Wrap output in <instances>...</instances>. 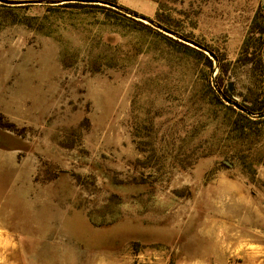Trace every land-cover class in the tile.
Masks as SVG:
<instances>
[{"label": "rangeland", "instance_id": "obj_1", "mask_svg": "<svg viewBox=\"0 0 264 264\" xmlns=\"http://www.w3.org/2000/svg\"><path fill=\"white\" fill-rule=\"evenodd\" d=\"M88 1L0 0V264H264V153L215 98H251L261 0Z\"/></svg>", "mask_w": 264, "mask_h": 264}, {"label": "trees", "instance_id": "obj_2", "mask_svg": "<svg viewBox=\"0 0 264 264\" xmlns=\"http://www.w3.org/2000/svg\"><path fill=\"white\" fill-rule=\"evenodd\" d=\"M96 2L101 3V5L94 4L91 3V1H88V3L84 4L66 3L62 4V6L95 8L101 11L103 14L106 12H115V10L109 8V5L115 6V0H96ZM160 17V14L156 15L158 21H163ZM258 18L259 20H254L252 24L251 33L253 36L252 38L251 36H249L244 41L239 57V60H241L243 63H252L255 67L254 69H257L259 71V76L258 80L256 81L255 88L250 94L251 98L242 96V103L239 104L240 110H236L232 105L224 104L221 98H219L218 96L215 97L217 100V104L222 106L223 109L228 113V123H225V126L228 127V138L233 140L235 143V153L238 155V158L240 159L239 161L244 170L248 169L247 173L251 174H254V169H252V163H250V161L253 159V157H258L259 155H262L264 153V147H257L255 142H253L254 145H251L250 147V160L248 163L245 162L247 156H244L245 154L243 152V148L247 143L251 144L250 141L252 139V135H254L255 138L259 136L258 132L264 125V117H257L259 114L264 113V60L262 58L263 48L261 46L264 37V15L261 9H259L258 11ZM25 22L28 23H25L26 25H31L29 24V19H25ZM178 44L183 45L184 47H188L184 44ZM252 44H254V47H251ZM208 51L209 53H212V51ZM197 53H200L204 57L206 62L209 63L210 66H212L211 59H209L202 51H197ZM216 58L218 60L220 70L224 71L223 69H225L228 64L224 62L223 58H219L218 56H216ZM224 93V95L227 96L226 92ZM230 100L231 99L228 96V101Z\"/></svg>", "mask_w": 264, "mask_h": 264}, {"label": "water", "instance_id": "obj_3", "mask_svg": "<svg viewBox=\"0 0 264 264\" xmlns=\"http://www.w3.org/2000/svg\"><path fill=\"white\" fill-rule=\"evenodd\" d=\"M209 54V56L210 57H212L213 58V55L211 54V53H208ZM228 104H232V105H234L231 101H228V100H225ZM235 106V105H234ZM258 118H262V117H264V113H262V114H259L258 116H257Z\"/></svg>", "mask_w": 264, "mask_h": 264}, {"label": "crops", "instance_id": "obj_4", "mask_svg": "<svg viewBox=\"0 0 264 264\" xmlns=\"http://www.w3.org/2000/svg\"><path fill=\"white\" fill-rule=\"evenodd\" d=\"M260 9H261V11H262V13H263V15H264V0H261L260 1ZM1 231H0V236H1Z\"/></svg>", "mask_w": 264, "mask_h": 264}]
</instances>
